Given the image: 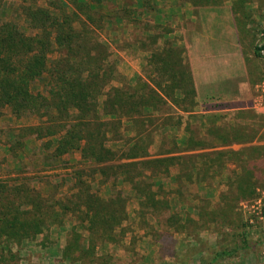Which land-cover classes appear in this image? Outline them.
<instances>
[{
  "label": "rangeland",
  "instance_id": "374dc122",
  "mask_svg": "<svg viewBox=\"0 0 264 264\" xmlns=\"http://www.w3.org/2000/svg\"><path fill=\"white\" fill-rule=\"evenodd\" d=\"M74 1L2 0L0 21L14 20L27 33H34L39 30L28 25V7L46 8L54 16H62L65 12L70 14L76 18L75 26L87 30V40L90 38L91 44L97 46L98 54L102 53L97 62L117 68L118 77L107 88L111 85L123 87L124 82L128 84L126 86L135 84L137 70L148 81L156 79L161 82L167 78L151 63L153 53L154 60L167 66L178 68L180 63L189 64L195 98L190 87L185 93L166 87V96L170 94V98H184L185 101L176 102L178 105L171 100L161 102V110L150 108L144 116L146 128L154 130V140L149 142L152 154L159 152L161 144L166 149L173 146L178 150L187 148L188 141L184 143V140L188 135L189 138L194 136L195 140L202 138L219 143L208 134V128L213 125L241 124L253 129L251 136L255 138L227 145L228 148L241 149L239 157L220 161L210 169H206L202 159L198 158L192 180L187 176L181 179L175 176L179 164L171 166L168 173L154 176H148L151 174L149 166H130L132 175L143 172L147 176L145 182H152L153 189L158 192L157 198L166 203L158 204L156 212L146 210L141 214L139 198L131 180L121 167L110 169L106 166L112 163L123 166L120 162L126 159L103 163L108 170L106 174L93 173L96 165L84 159L80 149L55 156V145L48 147L39 139H27L22 147L19 143L24 138L21 137L18 143L14 134L24 125L38 123L39 118L30 113L17 117L5 107L0 114V178H27L45 196L65 197L76 191L77 170L80 174L83 170L82 177L101 197L108 198L117 192L125 195L126 220L110 239L98 240L97 251L111 255L108 264H264V52L255 54V46L264 42V0H191V11L201 24L198 29L204 32L203 40L200 32L201 40L195 44L198 50L195 58L196 64H200L196 69L197 81L200 86H208L202 87L199 95L187 47L178 31L174 33L181 23L173 27V18L162 22L149 19L144 8L150 7L151 0H146L148 5L144 0H83V6L81 0ZM201 9L223 13V18L228 13L229 18H225L221 27L212 23V29H205V16L208 15ZM58 55L57 50L51 52L49 61ZM144 60H147L146 64ZM182 75L175 73L174 82H184ZM47 78L48 74H44L37 79L33 89L45 92ZM212 79L217 81L204 82ZM186 85L189 86L188 82ZM183 107L190 109L184 110ZM193 110L195 114L187 113ZM135 130L132 122L123 118L118 133H108L107 143L118 149L135 134ZM9 139L13 143L10 146ZM126 148L125 145L118 150L119 154ZM185 159L181 172H192L186 168L194 164L195 158ZM245 160L251 168L254 189H246L245 195L235 197L236 177L242 172L238 164ZM145 199L152 203L150 196ZM228 204L223 208L225 210L220 209ZM75 222L78 219L69 213L63 223H48L36 237L13 244L12 250L18 255L9 259V264H73L69 257H65L64 247L65 235ZM221 250L227 253L213 261Z\"/></svg>",
  "mask_w": 264,
  "mask_h": 264
},
{
  "label": "trees",
  "instance_id": "16d2710c",
  "mask_svg": "<svg viewBox=\"0 0 264 264\" xmlns=\"http://www.w3.org/2000/svg\"><path fill=\"white\" fill-rule=\"evenodd\" d=\"M81 2L83 6L85 2ZM28 9V25L33 30H39L37 32L27 33L14 20L0 21V114L5 107H9L17 117L30 113L39 118L36 124L18 128L19 132L14 134V138H18V143L21 137L24 138L20 146H25L27 139L44 140L48 147L55 145V156L80 149L82 157L96 165L93 173L99 171L106 174L108 170L103 163L126 159L119 161L123 166L114 163L106 166L110 169L122 168L121 171L131 180L132 188L137 192L140 212L143 214L146 210L154 212L158 204L165 202L157 198L158 192L153 189L152 182H145L147 176L143 172L132 175L130 166H149L151 174L148 176H154L161 172L168 173L171 166L179 164L180 173L177 178L187 176L192 180L198 158L202 159L206 169H210L220 161L239 157L241 149L228 148L227 145L255 138L251 136L253 129L241 124L213 125L208 128V134L219 140V143L207 142L202 138L195 140L193 136L188 139L185 149L178 150L175 146L166 149L161 144L159 152L152 154L149 142L154 140V130L146 128L144 116L150 108L161 110V102L163 104L171 100L180 104L185 101L184 98H170V94L166 96V87L175 91L183 90L184 93L190 87V93L195 98L190 65L180 63L178 68L167 66L154 60L153 53L151 63L167 78L161 82L156 79L148 81L138 75L135 84L126 86L128 84L124 82L125 88L113 85L107 88L119 72L111 65L97 62L102 53L98 54L97 46L91 44L90 38L87 40V30L75 26L76 18L66 12L62 16H54L46 8L35 9L31 6ZM55 50L59 51L58 57L49 61V54ZM94 50L97 52L94 53ZM101 51L106 50L101 48ZM262 52L264 42L255 46L256 55ZM175 73L184 74L181 76L184 82H174ZM44 74H48L47 90L35 91L34 82ZM186 82L189 85L187 87ZM123 118L131 121L136 130L133 136L116 149L107 143L108 133L116 135ZM11 141L9 139L8 146L13 144ZM125 145L126 150L119 154L118 150ZM187 151L190 153L185 154ZM185 158H195L194 164L186 168L192 172H181L182 165L186 163ZM238 168L242 172L236 177L235 197L245 195L246 189H254L247 160L238 164ZM79 172L77 170L76 191L72 196L65 197L45 196L27 178H0V264H9V259L18 255L12 250L13 244L36 237L48 223H63L69 213L78 222L65 235V257L79 264H108L111 255L97 251L98 240L104 242L110 239L126 220L127 198L121 192L111 194L108 198L101 197L92 191L91 184L82 177L84 171L81 174ZM146 196L151 197V204L145 199ZM228 206L220 209L225 210L223 208ZM186 220L191 221L190 218ZM187 225L191 227L189 222ZM83 231L88 233L85 235ZM188 231L191 235L192 232ZM224 253L227 252L218 251L213 261Z\"/></svg>",
  "mask_w": 264,
  "mask_h": 264
},
{
  "label": "crops",
  "instance_id": "0c3cea01",
  "mask_svg": "<svg viewBox=\"0 0 264 264\" xmlns=\"http://www.w3.org/2000/svg\"><path fill=\"white\" fill-rule=\"evenodd\" d=\"M144 2L146 5L149 4L148 2H146V0H144ZM191 2H192L191 0H151L150 7L144 8V14L147 15L149 19H152L153 21H156V22H159V21L162 22V21L168 20L169 18L170 19L173 18L175 19L173 22V27H177L181 23L179 28L176 29L174 33L178 31V34L182 36L181 41H183V43L187 47V57L190 59L191 65L194 68L195 79H196L195 82H196V85L198 86L197 94L199 95L201 94L200 89L202 87L206 88L208 86V85L200 86L197 81L198 71L196 69H197V65L200 66V64L199 63L196 64V58H195L196 57L195 51L196 52L198 51L197 48H195V44H197L201 40L200 38L201 33H202V40H203L204 32L203 31L201 32L198 29L199 28L198 25L200 23L197 22V19L195 20V15H193V12L191 11L192 9ZM167 3L168 4L171 3V4L167 5ZM201 10L203 13H207L208 15L207 17L205 16L206 18L205 29L211 27L212 23L216 24L218 27H221L224 24L225 18L227 19L229 18L228 13H227V16L223 18V13H221L220 15V14H217V12L214 10H211V11L210 10L208 11L207 9H204V10L201 9ZM213 20H215V22H213ZM216 20H219V22H217ZM212 28L213 27H211V29ZM144 62L146 64L147 60H144ZM136 72L138 73V75L141 74L140 70H137ZM214 81H217V80L216 79H212L209 81L205 80L204 82H214ZM197 99H198V96H197ZM194 112H195L194 110L187 111L188 114L190 113L192 114ZM188 139H189V135L185 137L184 143L187 142ZM175 173H176L175 176L177 177V175H179L180 173V168L176 170Z\"/></svg>",
  "mask_w": 264,
  "mask_h": 264
}]
</instances>
